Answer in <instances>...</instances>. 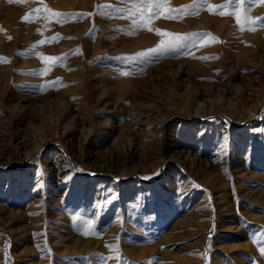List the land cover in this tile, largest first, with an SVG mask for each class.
I'll list each match as a JSON object with an SVG mask.
<instances>
[{"label": "rangeland", "instance_id": "rangeland-1", "mask_svg": "<svg viewBox=\"0 0 264 264\" xmlns=\"http://www.w3.org/2000/svg\"><path fill=\"white\" fill-rule=\"evenodd\" d=\"M157 3L0 0V264H264V0Z\"/></svg>", "mask_w": 264, "mask_h": 264}, {"label": "snow or ice", "instance_id": "snow-or-ice-1", "mask_svg": "<svg viewBox=\"0 0 264 264\" xmlns=\"http://www.w3.org/2000/svg\"><path fill=\"white\" fill-rule=\"evenodd\" d=\"M10 2H11V0H10ZM17 2H21V0H17ZM168 2H169V0H158L157 6L163 7ZM98 7H107V6L105 5V6H98ZM218 7H224V6H218ZM209 10L210 11L212 10L211 7L209 8ZM34 11H39V10H34ZM49 11H51V10H49ZM172 11L179 12L180 10H176V9L170 10V12H172ZM214 14H223V13H214ZM52 15L54 17H63V16H70V15H76V14L52 13ZM165 18H171V16L169 15V16H166ZM24 19L28 20V17L26 16V17H24ZM259 20L260 21H264V17L259 18ZM29 22H31V21H29ZM58 22H60V21L58 20ZM237 23L238 24L240 23V18L239 17H237ZM261 26L264 27V23H262ZM242 29H243V26H242ZM157 33L158 34H162V35H171V34H168V33H161L159 30H157ZM207 35H210V34H207ZM177 39H178V37H177ZM213 39H215V38H213ZM166 43L169 46L171 45V41H168V42H163L162 41V46L165 45ZM49 59H58V58H49ZM261 252H262V254H264V248L261 249Z\"/></svg>", "mask_w": 264, "mask_h": 264}, {"label": "bare ground", "instance_id": "bare-ground-1", "mask_svg": "<svg viewBox=\"0 0 264 264\" xmlns=\"http://www.w3.org/2000/svg\"><path fill=\"white\" fill-rule=\"evenodd\" d=\"M225 18V17H224ZM226 22L224 21V19L223 20H221V23H220V31L221 32H224V30H225V28H226V24H225ZM12 40V39H11ZM13 41V40H12ZM42 47V49L44 48L43 46H41ZM53 51H55V50H53ZM41 56H43V55H41ZM42 58V57H41ZM43 59V58H42ZM259 60V59H258ZM49 61V60H48ZM261 61V60H260ZM256 62V61H255ZM256 63H259V62H256ZM262 63V62H261ZM260 64V63H259ZM263 64V63H262ZM29 67V66H28ZM261 67V66H260ZM3 68V67H2ZM262 68V67H261ZM4 69V68H3ZM10 69H11V67H10ZM12 69H13V67H12ZM11 71V70H10ZM11 75V74H10ZM3 76V75H2ZM10 79V78H9ZM3 95V94H2ZM43 97V96H42ZM45 98V97H44ZM193 99H195L196 100V98H193ZM217 100V99H216ZM3 101V100H2ZM196 102H197V100H196ZM3 104V103H2ZM260 104V103H259ZM19 105H21V104H19ZM49 105V104H48ZM57 106L58 107H64V106H66V104L64 103V102H62V101H60V102H58L57 103ZM261 106V105H260ZM85 107V106H84ZM252 107V106H251ZM256 107V105H254V108ZM56 108V107H55ZM253 108V107H252ZM88 109V108H87ZM64 110V109H63ZM84 110V109H83ZM12 111V110H11ZM9 112V111H8ZM63 113V112H62ZM88 115V114H87ZM92 116V115H91ZM89 117V116H88ZM36 127V126H35ZM32 132V131H31ZM33 133V132H32ZM31 156H33V154H29L28 156H27V158H30ZM235 168V167H234ZM209 171V170H208ZM210 172H211V170H210ZM206 173V172H205ZM208 173V172H207ZM214 174H216V173H214ZM207 175V174H206ZM202 176V175H201ZM213 176V175H212ZM211 176V177H212ZM204 177V176H203ZM208 177V176H207ZM206 177V178H207ZM202 178V177H201ZM205 179V178H204ZM221 179V178H220ZM220 179H217V180H219V182L221 181ZM209 180V179H208ZM211 180V179H210ZM223 181V180H222ZM222 183V182H221ZM221 185V184H220ZM230 226V225H229ZM229 228H232V227H229ZM1 245H2V242H1V240H0V247H1ZM243 245H244V247L247 249V250H249V249H252V246H251V243L250 242H247V241H245V242H243ZM0 257H1V253H0Z\"/></svg>", "mask_w": 264, "mask_h": 264}]
</instances>
